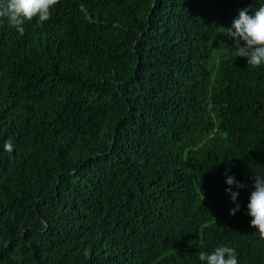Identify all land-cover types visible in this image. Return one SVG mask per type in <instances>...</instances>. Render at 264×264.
Instances as JSON below:
<instances>
[{
	"label": "trees",
	"instance_id": "1",
	"mask_svg": "<svg viewBox=\"0 0 264 264\" xmlns=\"http://www.w3.org/2000/svg\"><path fill=\"white\" fill-rule=\"evenodd\" d=\"M261 4L59 0L23 36L0 19V264H202L218 246L264 264L247 215L264 65L226 35Z\"/></svg>",
	"mask_w": 264,
	"mask_h": 264
},
{
	"label": "clouds",
	"instance_id": "2",
	"mask_svg": "<svg viewBox=\"0 0 264 264\" xmlns=\"http://www.w3.org/2000/svg\"><path fill=\"white\" fill-rule=\"evenodd\" d=\"M58 2L59 0H0V19H6L8 25L23 36L26 23L35 20L37 24L43 25L51 18L52 9ZM226 29V35L236 45L237 57L246 58L247 64L254 69L264 65V4L251 14L247 8L239 10L238 17ZM3 148L6 152L13 151L10 141L4 143ZM253 181L254 191L250 193L247 215L251 217L250 226L255 229L260 240H264V178L257 175ZM225 182L230 186L225 191L235 203L239 193L232 191L231 186L243 188L244 185L236 182L232 176L227 177ZM239 207L236 204L229 215H235ZM198 258L202 264H238L235 248L228 246H218L211 253L201 251Z\"/></svg>",
	"mask_w": 264,
	"mask_h": 264
}]
</instances>
